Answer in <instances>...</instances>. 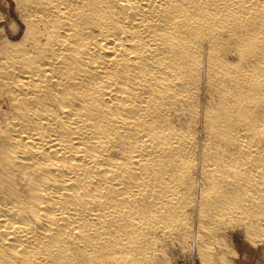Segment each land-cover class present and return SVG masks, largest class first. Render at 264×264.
Masks as SVG:
<instances>
[{
  "label": "bare ground",
  "instance_id": "obj_1",
  "mask_svg": "<svg viewBox=\"0 0 264 264\" xmlns=\"http://www.w3.org/2000/svg\"><path fill=\"white\" fill-rule=\"evenodd\" d=\"M234 227L264 237V0H0V264H230Z\"/></svg>",
  "mask_w": 264,
  "mask_h": 264
},
{
  "label": "rangeland",
  "instance_id": "obj_2",
  "mask_svg": "<svg viewBox=\"0 0 264 264\" xmlns=\"http://www.w3.org/2000/svg\"><path fill=\"white\" fill-rule=\"evenodd\" d=\"M246 238L243 229L240 227L227 230L225 237L220 239V242H225V257L227 260H230V264H264V237L255 241ZM195 246L196 244L193 242L191 246L185 249H169L166 254L168 258L165 257L166 264H169L168 262L170 264H204ZM231 252L233 253L231 254ZM211 257L207 260V264H217V256L213 255Z\"/></svg>",
  "mask_w": 264,
  "mask_h": 264
}]
</instances>
